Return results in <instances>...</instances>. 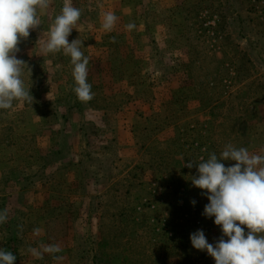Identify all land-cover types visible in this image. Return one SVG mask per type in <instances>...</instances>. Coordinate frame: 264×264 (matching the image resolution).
I'll return each mask as SVG.
<instances>
[{
  "label": "rangeland",
  "instance_id": "374dc122",
  "mask_svg": "<svg viewBox=\"0 0 264 264\" xmlns=\"http://www.w3.org/2000/svg\"><path fill=\"white\" fill-rule=\"evenodd\" d=\"M64 2L38 10L18 45L33 103L0 109V248L14 264H215L191 244L197 230L222 236L191 176L226 144L264 150V0H71L87 103L70 57L36 43ZM106 12L118 17L111 32ZM49 244L62 260L27 252Z\"/></svg>",
  "mask_w": 264,
  "mask_h": 264
},
{
  "label": "clouds",
  "instance_id": "9594fccd",
  "mask_svg": "<svg viewBox=\"0 0 264 264\" xmlns=\"http://www.w3.org/2000/svg\"><path fill=\"white\" fill-rule=\"evenodd\" d=\"M49 5L50 0H0V109H11L14 101L33 103L30 88L25 87L22 79L25 67L30 73L31 70L24 60L17 58L18 45L29 37L30 30L39 28L38 10H46ZM81 15L80 8L72 6L71 0H65L50 26L47 40L40 42L39 38L36 43H41L42 55L63 51L70 57L75 82L73 92L81 103H87L95 96L88 82L89 58L81 51L82 41L68 40ZM117 19L114 13L106 12L102 28L111 32ZM126 28L131 31L135 24L129 23ZM222 161L236 163L226 167ZM197 165V175L191 176V183L206 190L202 195L207 196L209 203L204 206L203 215L214 217L222 236L212 244L203 230H197L190 235L193 248L206 251L215 264H264V150L256 154L229 143L219 157L215 152L207 159L201 156ZM184 166L192 168L193 162L190 160ZM7 219L8 210H0V224ZM242 225H246L247 233ZM33 231L39 234L40 229ZM61 251L58 244L27 249L36 259L50 254L56 261L63 259L56 255ZM16 258L13 252L0 248V264H14Z\"/></svg>",
  "mask_w": 264,
  "mask_h": 264
}]
</instances>
